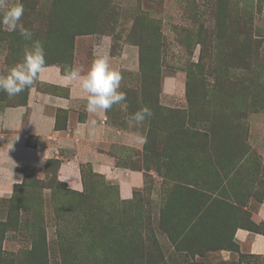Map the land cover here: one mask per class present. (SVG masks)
<instances>
[{
  "label": "rangeland",
  "instance_id": "1",
  "mask_svg": "<svg viewBox=\"0 0 264 264\" xmlns=\"http://www.w3.org/2000/svg\"><path fill=\"white\" fill-rule=\"evenodd\" d=\"M16 2L0 0V15ZM19 3L47 66L120 63L126 100L109 115L124 148L109 177L83 165L81 191L50 164L1 196L0 264H264L251 247L264 246L253 220L264 203V0ZM29 45L0 25V74ZM32 88L57 90L37 78L0 91V107L25 104ZM143 107L152 115L130 123Z\"/></svg>",
  "mask_w": 264,
  "mask_h": 264
},
{
  "label": "crops",
  "instance_id": "2",
  "mask_svg": "<svg viewBox=\"0 0 264 264\" xmlns=\"http://www.w3.org/2000/svg\"><path fill=\"white\" fill-rule=\"evenodd\" d=\"M93 35L92 38L106 37ZM104 41V47H109ZM108 59L110 66L120 72V63L110 56ZM38 80L57 90L32 88L25 104L0 107V197L11 196L15 186L29 175L45 179L52 173L50 164L56 165V179L66 188L81 191L82 166L88 164L93 173L109 177L124 148L123 137L110 118V109L95 113L85 110L87 101L78 81H66L56 65L46 66ZM93 119L97 121L96 128H85V122ZM91 131L94 135L89 134ZM253 220L264 222V203ZM248 233L238 229L235 236L244 240ZM257 238L252 240V250L264 252Z\"/></svg>",
  "mask_w": 264,
  "mask_h": 264
},
{
  "label": "clouds",
  "instance_id": "3",
  "mask_svg": "<svg viewBox=\"0 0 264 264\" xmlns=\"http://www.w3.org/2000/svg\"><path fill=\"white\" fill-rule=\"evenodd\" d=\"M24 6L17 0L0 15V25L8 32H18L30 45L23 50L22 60L10 67L5 74H0V91L9 97L18 95L32 86L40 73L46 68L45 51L40 40H34L32 32L21 22ZM66 81H78L87 101L85 110L89 113L108 111L115 104L126 100V93L120 91L121 73L112 68L107 55H95L85 73L78 68H67L64 72ZM151 110L143 107L129 117L130 123L143 124L151 116ZM96 120L85 122L84 127L94 130ZM94 135V131L89 133Z\"/></svg>",
  "mask_w": 264,
  "mask_h": 264
},
{
  "label": "trees",
  "instance_id": "4",
  "mask_svg": "<svg viewBox=\"0 0 264 264\" xmlns=\"http://www.w3.org/2000/svg\"><path fill=\"white\" fill-rule=\"evenodd\" d=\"M54 177H55V175H54Z\"/></svg>",
  "mask_w": 264,
  "mask_h": 264
}]
</instances>
